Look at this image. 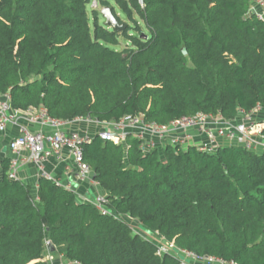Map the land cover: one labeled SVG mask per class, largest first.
I'll use <instances>...</instances> for the list:
<instances>
[{
    "label": "trees",
    "instance_id": "obj_1",
    "mask_svg": "<svg viewBox=\"0 0 264 264\" xmlns=\"http://www.w3.org/2000/svg\"><path fill=\"white\" fill-rule=\"evenodd\" d=\"M96 1L121 31L95 8L89 15L90 0H0V94L13 107L159 124L264 111V19L249 12L256 0H112L132 26L109 0ZM82 152L112 215L48 179L34 188L8 178L0 153V264H50L48 252L78 264H179L157 255L130 220L198 255L264 264V151H142L138 139L124 148L95 136Z\"/></svg>",
    "mask_w": 264,
    "mask_h": 264
},
{
    "label": "built area",
    "instance_id": "obj_2",
    "mask_svg": "<svg viewBox=\"0 0 264 264\" xmlns=\"http://www.w3.org/2000/svg\"><path fill=\"white\" fill-rule=\"evenodd\" d=\"M138 1L143 5L142 0ZM249 12L264 19V0L253 2ZM251 112L239 111L246 116L243 120L236 117L228 120L220 113L197 112L163 124L145 121L140 114L126 115L111 122L93 119L89 115L63 119L52 117L44 106L15 108L10 103V95L4 93L0 94V141L4 137L7 139L3 141V155L8 158L5 173L10 179H21L20 171L30 165L34 188L38 186V178L42 177L76 195L77 187L88 183L100 191L91 198L77 195L78 199L91 203L103 215H112L106 193L94 180L90 166L83 159L84 143L98 136L124 148H127L128 140L138 139L142 151L161 150L170 145L182 149L194 146L199 151L214 153L222 146L238 145L261 152L264 151L262 126L261 122L250 119ZM9 126H15L14 133L9 131ZM153 238L156 240V254H167L179 264H237L179 248L156 233ZM63 264L78 262L64 261Z\"/></svg>",
    "mask_w": 264,
    "mask_h": 264
},
{
    "label": "rangeland",
    "instance_id": "obj_3",
    "mask_svg": "<svg viewBox=\"0 0 264 264\" xmlns=\"http://www.w3.org/2000/svg\"><path fill=\"white\" fill-rule=\"evenodd\" d=\"M93 1H96V0H90V3L87 5V9H88V12H89V15H90V10H91V5H92V2ZM110 1V3H111V5H113L114 6V8H115V11H116V13L119 15V17H120V19L122 20V21H124V22H126L127 24H130L131 26L132 25H134L133 23H132V21H130L127 17H126V15L125 14H123L121 11H120V9L114 4V2L112 1V0H109ZM92 8H95L96 10H97V12H98V15H99V20H100V22H104V18L100 15V13H99V11L103 8L100 4H99V2L98 1H96V6L95 7H92ZM133 17L137 20V22H138V24L141 26V28L143 29V32L144 33H146V30L144 29V26H143V23H142V21L138 18V16L135 14V13H133ZM132 34H135L134 32H132ZM127 46V40L124 38V37H120L119 38V45L118 46H116V49H118V50H122L123 48H125ZM250 119L251 120H253L254 122H260V120L261 119H263L264 118V111L262 112L261 110H254V111H252L251 113H250ZM245 115L244 114H240V113H238L237 114V116H236V118H237V120H243V119H245ZM93 131V130H92ZM4 142H3V139L0 141V153L3 155V153H4ZM0 174H1V170H0ZM129 223H131V226H133V231L134 232H137V233H139V234H141L142 236H144V237H146V238H148V239H153V240H155V238H153V236H148V235H145L144 233H143V231H141L140 229H139V227H138V223H136V222H134V221H132V220H130L129 221ZM156 241V240H155ZM154 241V242H155Z\"/></svg>",
    "mask_w": 264,
    "mask_h": 264
},
{
    "label": "crops",
    "instance_id": "obj_4",
    "mask_svg": "<svg viewBox=\"0 0 264 264\" xmlns=\"http://www.w3.org/2000/svg\"><path fill=\"white\" fill-rule=\"evenodd\" d=\"M8 129L11 133H14L16 130L15 126H9ZM6 140H7L6 137H4L3 141H6ZM20 177H21V180L26 181L28 183L33 184L35 182V179L33 177V169L30 165H28L27 167L23 168L20 171ZM99 191L100 190L92 187L88 183L79 185L76 189L77 195H79L80 197H85V198L86 197L91 198L93 194ZM44 259L47 260L50 264H63L64 262V259L61 256H58L56 254H51L50 252L46 253Z\"/></svg>",
    "mask_w": 264,
    "mask_h": 264
},
{
    "label": "water",
    "instance_id": "obj_5",
    "mask_svg": "<svg viewBox=\"0 0 264 264\" xmlns=\"http://www.w3.org/2000/svg\"><path fill=\"white\" fill-rule=\"evenodd\" d=\"M92 7L96 6V1L92 2ZM100 15L104 18V24L110 26L112 29L116 31H121L124 27V23H119L115 16L112 14V10L110 7H103L99 11ZM94 177V176H93ZM47 246L50 251L54 250V247L48 242Z\"/></svg>",
    "mask_w": 264,
    "mask_h": 264
}]
</instances>
